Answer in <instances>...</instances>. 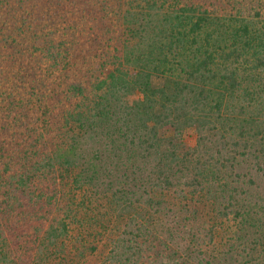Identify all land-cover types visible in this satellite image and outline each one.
<instances>
[{
    "label": "trees",
    "instance_id": "trees-1",
    "mask_svg": "<svg viewBox=\"0 0 264 264\" xmlns=\"http://www.w3.org/2000/svg\"><path fill=\"white\" fill-rule=\"evenodd\" d=\"M181 233L175 264H264V0H0V264Z\"/></svg>",
    "mask_w": 264,
    "mask_h": 264
},
{
    "label": "rangeland",
    "instance_id": "rangeland-1",
    "mask_svg": "<svg viewBox=\"0 0 264 264\" xmlns=\"http://www.w3.org/2000/svg\"><path fill=\"white\" fill-rule=\"evenodd\" d=\"M185 138L187 140H189L190 142H195V133L190 130V131H188L186 133ZM168 206L173 207V203H169ZM229 224H230V226H236V222H234L233 220L231 222H229ZM252 227H250L249 229L252 230ZM158 235H159V233H158ZM163 235H165V234H160V236H161L160 238L161 239H166ZM191 239H192V237L188 233H186V234L185 233H181L179 238H175V239H169L168 238V241H166L165 243H161L160 244V247H161V250H159L160 256L159 257H155L157 259H154L153 257H152V259H150V258L147 259L146 258L144 264H175L174 261H171L170 259H168L165 256V254L163 253V252H165V249L168 248L167 245H172V244L176 245L177 244V245H180V246H184V245L188 244L187 240H189V242H191ZM205 240H207V239H205ZM215 245H217L218 249H221V246L219 247V240L218 239L216 240V244ZM209 246H210L209 248L207 246H205V245L200 246V248L198 246L195 248V250H196L195 253H194L195 255H193V259H191L193 262H195L194 264H197L198 262L200 264V260L202 258V254H201V252H199V249H205L208 252V251H210V248H212V246H214V245L209 243ZM172 250H178V251L182 252V248L181 247L174 248ZM90 258L92 259V257H90ZM164 260H166V262ZM142 262H141V264H142Z\"/></svg>",
    "mask_w": 264,
    "mask_h": 264
}]
</instances>
